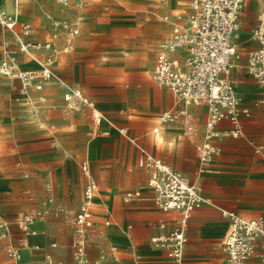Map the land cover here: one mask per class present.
Here are the masks:
<instances>
[{
  "label": "crops",
  "instance_id": "1",
  "mask_svg": "<svg viewBox=\"0 0 264 264\" xmlns=\"http://www.w3.org/2000/svg\"><path fill=\"white\" fill-rule=\"evenodd\" d=\"M8 1H10V4L13 6L15 14L9 12L6 13L14 15L16 20L19 21L16 16H18L17 11L19 12L21 9V7L18 5L20 3H18V1L16 0H6V2ZM55 1L57 4L62 5L59 0ZM6 2L5 0H3L2 2L5 6V9ZM70 2L72 3L73 0H71ZM83 2V9L80 11H75L74 9L72 15L69 17V19H67L70 22L76 23V26L79 30L78 35L72 41V49L68 52H63L66 35L63 36L61 33H59L56 39H52L51 35L53 34V30L52 27H50L45 37H42V35H40L39 33L38 28L34 26L31 22H18L22 24H30L32 28H34L35 32L31 37L33 41L44 42L50 40L52 41L53 47L56 48L58 51H61L58 54L57 61L54 64L53 69L55 68V65L59 62L62 55L72 53L76 47L77 39L85 23L84 19L86 0H83ZM261 6V0H246L238 16V30L236 35H244V37H242V39L238 42L234 41L238 51L241 53L240 59L237 61L238 64L244 63V60H241V57L244 56L243 54L246 50L257 49L259 47L258 43L253 39L252 33L255 27L257 26V14L261 9ZM47 16H50V14H43V21L49 22ZM77 16H81L80 21L76 20ZM176 18L177 20L181 19L180 15ZM186 23L187 20L183 24H180L178 22L171 23L168 36L165 39L161 40V42L157 45V51L153 60V66L155 58L159 53V45L164 40L169 38L172 25L176 24L182 27L185 26ZM2 30L5 31L6 29L2 28ZM10 40L11 33L8 38L2 41L1 48L4 41ZM184 54L185 53L183 51H177L172 55V58L181 62ZM32 56L38 58L39 60H43L47 56V52L35 51ZM1 59L2 50L0 54V60ZM17 62L18 67L21 70L38 69V64L36 63V61L30 59L26 55H18ZM153 66L152 69H150L151 73L153 70ZM137 69L140 70L139 67H135L134 69L132 68V70ZM231 76H233L231 78L232 83H237L241 86H238V91L242 88L244 92V96L241 95L243 101L240 102L242 103V105L248 106L251 111V116L249 118L241 120L242 133L244 132V130H255L264 124V104H258L257 106H255V103L262 100L264 101L263 91H261L257 87L258 84L255 80L248 77L245 72L238 67L232 71ZM0 77L9 80L11 83H16L19 86L21 92L24 91L21 89V85L18 81L10 80L1 75ZM152 83L156 87L163 89L170 94L171 98L173 99L174 106L177 107V110L183 108L181 104L178 105L175 103L172 94L168 90L158 86L153 81ZM51 85L56 84H54V82L46 83L42 86V89L40 91H36L33 88H29L26 93L14 94L15 98H13L12 100H19L21 94H24L26 98L31 95L35 96L36 102L29 100L27 104L28 112L32 115H39L40 112L44 111L48 100V96L43 93V90ZM73 87L80 89L84 96L93 101L96 111L99 112L103 117L100 123L98 125H95L92 122L90 115L91 112L88 109H77L82 121L90 126V135L98 138H96L94 140L95 142H93L91 145V158L94 162H102L101 166L103 167V171L105 172L106 183H102L101 180L99 182L98 179V182H96L93 173L94 170L97 172L100 167H97L96 164H94L93 167L91 163L87 160H82L77 163L79 173L78 177L75 173L76 163H74V159L72 161L71 169L69 172L66 170L64 163L62 164L64 166L63 170L60 165L59 178H54L57 193V201L55 202V204L63 206L64 212L61 213L59 216H56L54 221H45V219L41 222L35 223L31 227V229L36 232L35 235H26L25 233L21 232L17 227H15L20 238H18L19 247L14 248H16L17 250L25 249L21 252V258L26 253H28V256L30 257V259L28 258L26 262H23L21 264H57V261L60 264H73L70 239L68 243L67 235L66 233H64L63 227L66 225V223L69 222L70 218L72 224L73 213L77 210V205L80 202L82 188L86 180L85 176L80 170V165L82 162H86L88 164L90 175L96 183V191L94 193L95 196L99 190L98 186L101 188L99 190V204H93V202H91L93 226L88 231V243L86 245V255L89 260L92 262L97 260L100 253L104 252L106 258L102 262V264H171L166 259V251L163 248L153 246L150 240L153 237L167 234L168 232H170L174 225V219H176L179 214L173 211L163 212L159 210L154 206L151 199L145 196L139 199H134L130 202H124L125 192L143 187L147 180V172L137 167V161L139 160L141 154L138 153L134 161L135 164L132 165L133 168L137 169L140 172V181L136 183L137 186L127 189L123 193L122 198H118L115 201L113 200L111 207L109 208L110 198L106 191H122L127 187V183L126 178H124V181H120L117 178L116 184L115 182H110V180H115V166L112 163L108 162L110 159H108L107 157L104 158V156L107 155L106 153H104V151L109 150V143L103 138H107L115 134L111 133L109 130L111 129V122L107 119L108 117L112 118L115 121L122 120L123 122L125 120L126 125H128V127L117 128L118 132L120 129L125 130V135H122L125 139H132L136 133H140L139 138H141L142 141L141 143H139V145L141 146V149L145 151L146 154L155 159L163 161L173 170L180 172L181 174L186 176L198 188V190L201 189L203 191V194H200L203 197L204 201L191 212L190 218L187 222V226L184 232L186 242L183 248L184 260L182 264H227L226 255L223 248V239L227 234L229 228V221L223 215V213L234 212L244 218H256L245 217L240 215V213L252 214L254 212L252 210H249V208H252V206L247 205V202L245 201L243 195L237 193L236 190L241 189L240 184L242 183L246 184L251 181L264 182V165L252 162L247 159L243 160L240 158V156L242 155L241 152L246 150L244 149L246 140L231 137H224L220 140H215V143L221 150V152L215 157H218V161L214 162V158L210 166L206 168V171L200 172V169H202L203 166L198 156L197 140H201L205 133L204 125L207 117V112L206 107L204 105L193 104L187 106L184 108L187 111V118H180L176 122L162 123L160 120H157L156 115H152V113L157 112L156 106L150 108L149 110L147 108L148 105H142L141 111H144L145 109L144 113L140 112L138 116L136 114L126 116L124 114L126 106L123 105V102L116 101L112 95H103V99L97 101L96 99L91 98L81 87L75 85H73ZM255 91L256 95L252 96ZM162 96L164 99L166 98L165 93H163ZM40 98H43L44 101L40 102ZM60 99L63 103L61 107L64 111L63 116L68 119L71 117V109L63 101L61 90ZM99 103H101L102 105H106L105 110H103L99 106ZM35 106H37L38 112L36 114H33L31 112V109ZM47 107L48 109H50V111H55L58 109L57 105H50ZM198 107L202 109V112H198V114H195L197 112L196 110ZM195 116L199 118L198 120L196 119L197 121L194 120ZM191 119H193V124L192 122H190ZM115 121L113 123L117 124V122ZM186 124H189L191 127L193 126V128H195L193 130L195 137L194 139L184 138L181 135L182 131L185 132ZM197 124L198 126H196ZM153 126H156L152 129L153 132H155L157 128V131L155 133L151 131V128ZM162 126H166V131L170 128L169 132L167 131V133L165 134L164 139L170 140L172 138V145L162 146L158 144L156 145L152 142L151 135L159 134L161 132ZM229 129L230 126L226 122H222L218 126V131L220 132H225ZM104 132H106L107 135H103L102 133ZM116 135L121 134L119 133ZM191 137L193 136L191 135ZM41 139L42 140H35L31 144L20 143L19 145L11 148V150H13L15 153L14 155H17L18 159L22 158L30 165L35 166L32 178L33 182L30 184L22 185V188L27 191L30 188L38 187L40 183H43V181L48 178L47 170L48 168L52 167L55 158V153H40L49 144L46 138ZM144 141L146 142V145L144 144ZM110 149L113 148L110 147ZM243 164L247 165L249 170L243 169ZM132 166L130 165L128 167V172H132ZM62 171L65 173L64 177H62L61 175ZM245 172L247 174L244 176L240 174ZM73 174L76 176L74 184L72 181ZM116 174H118V172H116ZM240 176H243L244 178H241ZM63 178H65L64 182ZM196 180H198L199 186L195 183ZM4 183H6V185L10 184L9 182H0V185H3ZM63 189L66 191L65 195ZM61 190L62 195L60 196L59 194ZM69 192L71 194L72 202H69ZM64 196H66L65 199H63ZM41 204L42 202L40 203V205L37 206L36 210L41 208ZM24 212L29 211H20L16 214V216ZM68 213H70V216L68 215ZM16 216L14 217V220ZM106 222L109 223L108 226L105 225ZM161 223L164 224L163 229L159 226ZM98 225L102 226L103 230H98ZM7 234L8 235L5 239L0 240H7L10 237L11 234L9 232V226ZM72 234L73 225L72 232L70 235L71 240ZM47 239L50 241L58 239L59 246H57L56 242H51L48 244L49 250H45L47 253L46 256H40L32 259L31 253H39L43 249L42 244H44ZM52 244H54L55 246L52 247ZM34 246H37L38 249H34ZM111 247H115L117 249L116 252L111 253Z\"/></svg>",
  "mask_w": 264,
  "mask_h": 264
},
{
  "label": "rangeland",
  "instance_id": "2",
  "mask_svg": "<svg viewBox=\"0 0 264 264\" xmlns=\"http://www.w3.org/2000/svg\"><path fill=\"white\" fill-rule=\"evenodd\" d=\"M18 5L21 7L17 12L18 16H16L19 19L18 22H31L38 28L42 37H45L51 27L50 22L43 21L44 13L50 14L52 18L68 21L67 19L74 12L73 3L62 6L55 0H27ZM14 12L13 10L9 13L15 14ZM189 13V0H169L168 2L166 0H86L85 23L77 39L76 47L72 53L61 56L53 72L56 77L63 79L62 81L69 86L81 87L97 101L103 99L105 95H112L116 101L123 102V105L126 106L124 111L126 116L132 114L138 116L140 112L144 113L145 109L141 111L142 105H148L149 110L156 106L157 112L152 115H156L158 121L164 112H168L172 116L176 115L178 110L174 106L170 94L153 85L152 73L147 71L152 69L157 45L168 36L171 23H185ZM179 15L181 19L177 20L176 17ZM60 33L64 36L65 29L60 30ZM9 35L10 32L3 31L0 26V54L1 43ZM241 60L245 62V56H242ZM135 67H139L140 70H132ZM237 86L241 87L239 84ZM239 92L244 96L242 88L239 89ZM16 93L24 92H21L16 83H11L0 77V182L10 183L0 185V223L7 222L11 234L7 240H0V264H21L28 258L30 259L28 253L19 260H14L6 254L8 247H19L18 238L20 237L15 229L14 217L23 210L29 212L36 210L47 196L53 197L54 201H57L54 178H59L60 165L62 170L65 166L69 172L74 159L75 173L78 177L77 163L87 160L93 167L94 164L100 167L97 172L94 170L93 173L96 182L101 180L102 183H106L102 162H94L91 158V145L97 137L90 135V126L82 121L76 108L71 109L70 118L66 119L63 116L60 89L56 85H51L43 90V93L48 96V100L44 111L39 115H32L28 112L27 104L29 100L36 102L35 96L31 95L26 98L24 94H21L19 100H12ZM163 93L166 94L165 99L162 96ZM255 93L256 91L252 96L256 95ZM50 105H57L58 109L50 111L47 107ZM99 106L103 110L106 108V105L101 103ZM196 111L195 114H198V112H202V109L198 107ZM180 118L178 117V119ZM107 119L111 122L110 132L115 134L103 138L108 141L109 150H105L104 153L107 155L102 156L110 159L108 162L115 166V180H110V182L116 184L117 178L120 181H124L126 178L127 183V187L122 191H106L110 198V208L113 200L122 198L127 189L137 186L136 183L140 181V172L132 165L135 164L134 161L138 153H145V151L139 145L142 141L139 138L140 133H136L132 139L128 140L122 135H116L119 134L118 127H128L125 120L122 122V120L115 121L109 117ZM178 119L171 122H176ZM196 119L199 118L195 116L194 120L197 121ZM114 121L117 124H114ZM190 122L193 124V119ZM155 127L153 126L151 131ZM194 129L192 126L190 132L182 131L181 135L184 138L194 139ZM41 138H46L49 144L40 153H55V158L52 167L47 170L48 178L38 187L30 188L27 191L22 188V185L33 182L35 166L30 165L22 158L18 159L11 148L20 143L31 144L35 140H42ZM238 138L246 140L244 145L246 150L241 152L240 158L264 165V124L255 130H244L242 136ZM217 161L218 157L214 162ZM130 165L132 172L127 171ZM243 166V169L249 170L247 165L243 164ZM240 174L244 176L247 173ZM61 175L64 177L65 173L62 171ZM76 176L73 174V184ZM243 176L240 177L244 178ZM64 180L65 178H63V182ZM195 183L199 186L198 180ZM240 185L241 189L236 190L237 193L243 195L246 204L252 206L249 210L254 212L252 214L240 213V215L245 217L261 216L264 219V182L251 181ZM48 186L49 190H47ZM98 189L101 188L98 186ZM99 190L93 204L96 203L95 200L100 202ZM200 191L203 194L201 189ZM65 193L64 190V195ZM59 195H62V190ZM65 198L66 196L63 197V199ZM69 202H72L70 192ZM68 215L70 216V213ZM55 217L53 215L44 220L54 221ZM97 229L103 230V227L98 225ZM63 231L67 235L68 243L69 239L72 243L70 237L71 218L63 227ZM51 242H56L59 246L58 239L54 241L47 239L42 244L43 249L39 253H31V258L46 256L45 250H49L48 244ZM57 264L60 263L57 261Z\"/></svg>",
  "mask_w": 264,
  "mask_h": 264
},
{
  "label": "built area",
  "instance_id": "3",
  "mask_svg": "<svg viewBox=\"0 0 264 264\" xmlns=\"http://www.w3.org/2000/svg\"><path fill=\"white\" fill-rule=\"evenodd\" d=\"M15 1V0H14ZM246 0H190V13L185 26L172 25L169 38L159 45L151 74V79L158 86L168 90L175 103L181 104L176 115H162V123L171 122L181 117L187 118L184 109L190 105H204L207 117L204 125V136L197 140V151L202 164L200 172L206 171L214 158L221 152L215 140L224 137L238 138L242 136L241 120L249 118L251 111L242 105L234 94L232 85V71L242 69L245 74L255 80L264 90V0L257 14V26L252 37L258 43L257 49L244 52L245 62L238 64L241 53L238 51L234 38L238 30V16ZM67 6L69 0H59ZM75 11L84 7L83 0H73ZM51 24L52 39H56L60 30L65 29V46L63 52L72 49V41L78 35L76 23L62 21L47 16ZM76 20L80 21L81 16ZM0 26L11 33V40L2 45V59L0 60V75L20 83L21 89L33 88L40 91L46 83L54 82L62 91V98L72 109H88L91 112L93 124L98 125L103 119L96 111L94 102L84 96L76 87L69 86L55 76L53 66L57 61L58 51L52 41H33L35 32L30 24L16 21L14 15L0 10ZM37 51L47 52L43 60H37L32 54ZM177 51L185 52L181 62L172 58ZM26 55L36 61L38 69L21 70L18 67V55ZM55 78V80H53ZM40 102L44 99L40 98ZM264 104V101L255 103ZM31 112H38L37 106ZM226 122L230 129L218 131L220 123ZM191 126L185 125V132ZM189 130V131H188ZM119 133L125 135V130ZM107 135L106 132L102 133ZM137 167L147 172V180L143 187L124 193V202L149 197L154 206L163 212H176L179 216L174 219V225L167 234L151 238L153 246L166 251V259L171 264H182L184 260L183 248L186 242L185 229L191 212L203 201L198 188L183 174L173 170L159 159L141 153ZM80 170L85 176L80 202L73 213L72 225V259L73 264H102L106 255L101 252L98 259L90 261L86 255L87 234L93 226L91 202L96 191V183L90 175L89 166L82 162ZM27 176V175H26ZM49 186L47 190H49ZM64 209L55 204L53 197H45L41 208L32 212H24L16 216L15 226L26 235H35L31 227L51 215H59ZM229 221L227 234L223 239V248L227 264H264V219L263 217L244 218L234 212H224ZM109 225L108 222L105 223ZM164 228V224L159 225ZM7 222L0 223V239L7 237ZM52 247L55 245L52 244ZM34 249H38L34 246ZM115 247L110 252H116ZM8 257L16 260L17 249L8 247Z\"/></svg>",
  "mask_w": 264,
  "mask_h": 264
},
{
  "label": "bare ground",
  "instance_id": "4",
  "mask_svg": "<svg viewBox=\"0 0 264 264\" xmlns=\"http://www.w3.org/2000/svg\"><path fill=\"white\" fill-rule=\"evenodd\" d=\"M16 1H18V2H20V3H24V2H26L27 0H16ZM167 2L169 1V0H166ZM173 1H175V0H173ZM3 0L2 1H0V10L1 11H3V12H13V10H14V8H13V6L10 4V1H8V2H6V9H5V6L3 5ZM18 12V11H17ZM51 17V16H50ZM52 18V17H51ZM17 21V20H16ZM242 37H244V35L242 36L241 34H239V35H236V37L234 38V41H236V42H238L239 40H241L242 39ZM12 38V37H11ZM38 42H42V41H38ZM185 53V52H184ZM37 60H39V59H37ZM53 69V68H52ZM148 73L150 72V69H149V71H147ZM64 82V81H63ZM55 84V83H54ZM232 85H233V88H234V94H235V97H236V99L237 100H240V101H243V99H242V97H241V94L239 93V91H238V86H237V84L236 83H232ZM57 86V85H56ZM58 87V86H57ZM257 87L261 90V91H263V95H264V90L259 86V85H257ZM59 88V87H58ZM29 88H27L26 90H24L23 92L24 93H26L27 92V90H28ZM60 89V88H59ZM35 90V89H34ZM61 90V89H60ZM259 100H262V99H259ZM176 104H178V103H176ZM25 110V109H24ZM162 115H165V116H167V115H169V113L168 112H164V113H162ZM161 115V116H162ZM161 116L159 117V120H160V118H161ZM166 123H170V122H166ZM171 125V124H170ZM169 130H170V128H169ZM169 130H167L168 132H169ZM156 131H157V128H156ZM155 131V132H156ZM167 131H166V126H162V129H161V132L159 133V134H152L151 135V139H152V142L154 143V144H158V145H162V146H169V145H172L173 144V139L171 138L170 140H165L164 138V136H165V134L167 133ZM153 132V131H152ZM155 132H153V133H155ZM200 191V190H199ZM201 193V192H200ZM94 196H95V194H94ZM94 196H93V199H92V202H93V200H94ZM95 204H99V201H97V200H95ZM16 249V248H15ZM25 249H20V250H17V255H18V258L16 259V260H19L20 258H21V252L22 251H24Z\"/></svg>",
  "mask_w": 264,
  "mask_h": 264
}]
</instances>
